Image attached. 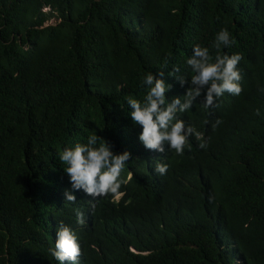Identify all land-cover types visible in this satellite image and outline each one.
I'll return each instance as SVG.
<instances>
[{
  "label": "trees",
  "instance_id": "trees-1",
  "mask_svg": "<svg viewBox=\"0 0 264 264\" xmlns=\"http://www.w3.org/2000/svg\"><path fill=\"white\" fill-rule=\"evenodd\" d=\"M221 28L235 40L221 54L243 57V91L179 114L209 147L192 137L182 155L146 150L126 97L143 101L158 71L166 99L183 96L189 84L168 73L190 79L192 48L214 57ZM262 89L264 0H0V264H59L49 249L61 221L79 264H264ZM91 134L130 153L124 195L72 191L59 153Z\"/></svg>",
  "mask_w": 264,
  "mask_h": 264
},
{
  "label": "clouds",
  "instance_id": "clouds-1",
  "mask_svg": "<svg viewBox=\"0 0 264 264\" xmlns=\"http://www.w3.org/2000/svg\"><path fill=\"white\" fill-rule=\"evenodd\" d=\"M234 44L235 40L231 33L221 28L212 44V48L216 50L214 57L208 47L197 44L192 48V54L186 61L191 72L190 79L181 75L178 67H172L168 75L178 81L181 87L185 83L189 84L183 96L174 97L169 102L166 93L171 90L172 85L166 84L165 73L158 71L156 75L148 73L143 78L141 86L146 88L143 101L131 96L126 97V103L131 109L129 113L131 120L134 125L141 128L138 140L146 150L164 153L166 145L168 152L174 151L177 155H182L186 148L191 150L192 137L199 141L200 149L206 150L209 147V139L205 138L204 132L191 124H186L179 114L189 112L198 103L204 109H210L215 105L217 98L225 93L232 96H239L242 93V74L238 67L243 59L242 55L221 54L222 48H229ZM255 115H261L260 109L256 110ZM221 123L222 121L217 119L212 127L216 128ZM112 147L98 135L91 134L87 137L86 143L65 147L59 153V161L65 166L63 171L69 178L72 191L82 190L92 197V200L124 195L120 191L125 183L121 179V174L125 171L130 153L128 151L114 153ZM154 171L163 176L168 171V165L156 163ZM127 178H132L130 171ZM64 196L67 203H76V196L70 194L68 190ZM73 211L76 223L84 226L85 214L79 209ZM49 252L59 264H64L65 261L79 264L82 251L78 237L62 221L56 229L54 247L50 248Z\"/></svg>",
  "mask_w": 264,
  "mask_h": 264
},
{
  "label": "rangeland",
  "instance_id": "rangeland-1",
  "mask_svg": "<svg viewBox=\"0 0 264 264\" xmlns=\"http://www.w3.org/2000/svg\"><path fill=\"white\" fill-rule=\"evenodd\" d=\"M56 20H51L48 23H46L45 25H50V24H55Z\"/></svg>",
  "mask_w": 264,
  "mask_h": 264
}]
</instances>
